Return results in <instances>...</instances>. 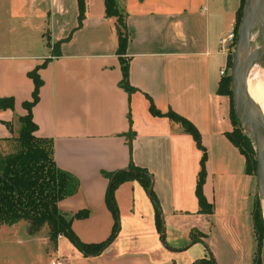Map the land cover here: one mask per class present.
Here are the masks:
<instances>
[{"label":"crops","instance_id":"obj_1","mask_svg":"<svg viewBox=\"0 0 264 264\" xmlns=\"http://www.w3.org/2000/svg\"><path fill=\"white\" fill-rule=\"evenodd\" d=\"M117 2L129 31L122 57L105 0H86L81 27L78 0H9L10 18L40 41L35 50L0 45V97L15 98V109H0V152L18 136L23 103L33 98L28 72L45 64L33 107L36 135L53 139L57 165L79 179L78 192L58 205L68 213L89 211L72 221L81 241L100 243L114 230L110 174L133 164L151 177L149 188L140 179L115 188L120 229L100 254L85 255L60 234L54 257L70 264H193L213 257L216 264H253L257 177L227 135L235 128L233 100L219 92L229 62L220 38L235 30L242 0ZM123 61L131 94L120 83ZM151 103L199 130L207 152L203 191L212 213L201 212L196 193L203 151L180 123L154 115Z\"/></svg>","mask_w":264,"mask_h":264},{"label":"trees","instance_id":"obj_2","mask_svg":"<svg viewBox=\"0 0 264 264\" xmlns=\"http://www.w3.org/2000/svg\"><path fill=\"white\" fill-rule=\"evenodd\" d=\"M79 2V25H83L86 16V0ZM245 0L238 11V18L235 27L237 32L240 17L244 8ZM106 16L116 18V31L118 36L117 53L122 57L126 54L129 41V31L127 27V12L119 6L117 0H105ZM238 33V32H237ZM231 54V53H230ZM229 54L228 67H231V57ZM124 60V58H122ZM45 65V64H43ZM41 65V66H43ZM41 66L28 72L29 77L34 81L35 88L32 100L24 101L23 106L27 113L18 118L20 129L17 137L12 141L16 142L15 149L11 152H0V225H14L22 220L30 221V230L35 232L45 223L52 226L53 238L57 241L60 234L69 237L72 242L85 254H100L117 236L120 229L119 213L114 198L115 188L123 181L140 179L149 188L151 177L145 169L135 167L133 164L128 169H123L110 174L111 184L107 195V202L115 215V226L110 237L100 243H85L72 230V221L75 218H83L89 215V211H79L76 213L64 212L59 208V201L78 192L80 182L70 172L60 168L55 160L54 141L50 138L39 137L36 135L38 124L33 118V107L40 98V88L43 79L39 73ZM123 77L121 86L131 94L135 88L129 81V64L123 61ZM221 94L230 95L233 100L231 88V76L226 74L222 77L219 87ZM15 109V98L13 96L0 97V109ZM150 110L157 116H168L175 122L182 125L183 129L195 138L198 147L203 151L201 160V170L198 175L196 193L198 196L201 212L212 213L213 206L208 203L203 187L206 179V159L207 152L201 141V135L195 125L187 118L183 117L174 110L166 113L161 112L151 103ZM235 128L227 135L231 141L237 145L247 157V172L255 174L257 160L250 140L245 136L239 124V119L234 112ZM11 126L10 123H7ZM134 133L129 137V145L132 146ZM241 139H243L241 141ZM245 143V144H244ZM246 145V146H245ZM153 199L155 196L151 192ZM259 203V202H258ZM157 225L163 231V219L161 211L157 210ZM264 226V217L257 205L255 211V233L257 240L256 257L253 264H263L261 251L263 239L261 228ZM193 264H215L213 258H204L195 261Z\"/></svg>","mask_w":264,"mask_h":264},{"label":"rangeland","instance_id":"obj_3","mask_svg":"<svg viewBox=\"0 0 264 264\" xmlns=\"http://www.w3.org/2000/svg\"><path fill=\"white\" fill-rule=\"evenodd\" d=\"M245 8L246 4L244 3V8L240 17V23L242 21V15ZM39 39V35L31 31L30 27L25 28L22 22L18 20H12L10 18L9 0H0V45L6 49H17L19 46H24L26 49L33 48L35 50V47L37 46L36 44H38L36 42L40 41ZM230 57L232 64L234 50L231 52ZM234 112L236 114L235 107ZM244 123L245 124H241L239 121L240 129L242 133L250 140L256 158L254 137L253 135L247 133L245 130L246 126L250 124L247 123V121H245ZM242 140L243 139H241V141ZM15 146L16 142L12 141L7 150H3L4 153L13 151L15 149ZM254 175L256 177V170ZM258 196V204L260 205L263 214V193L259 191ZM52 234V226L49 223H45L40 229L36 230L35 232H31L30 221L28 220H22L11 226L0 225V264H50L51 260L55 256V250L57 248V241H55ZM260 234L263 239L261 259L262 263L264 264V226L261 228ZM256 248L257 242L254 247V257H256Z\"/></svg>","mask_w":264,"mask_h":264},{"label":"water","instance_id":"obj_4","mask_svg":"<svg viewBox=\"0 0 264 264\" xmlns=\"http://www.w3.org/2000/svg\"><path fill=\"white\" fill-rule=\"evenodd\" d=\"M246 8L238 29V37L234 49V57L230 67L232 78L233 101L236 116L241 124L247 121L252 127L256 148V177L258 192L264 197V120L256 116L251 110L249 96L246 91V76L249 63L257 50H264V42L255 49L250 46V29L264 10V0H245ZM151 192V191H150ZM163 239L165 227L163 226Z\"/></svg>","mask_w":264,"mask_h":264},{"label":"bare ground","instance_id":"obj_5","mask_svg":"<svg viewBox=\"0 0 264 264\" xmlns=\"http://www.w3.org/2000/svg\"><path fill=\"white\" fill-rule=\"evenodd\" d=\"M264 42V10L250 29V46L258 48ZM246 91L253 113L264 120V50H257L248 66L246 76ZM246 132L253 135L251 125L246 126ZM264 215V205H263Z\"/></svg>","mask_w":264,"mask_h":264},{"label":"built area","instance_id":"obj_6","mask_svg":"<svg viewBox=\"0 0 264 264\" xmlns=\"http://www.w3.org/2000/svg\"><path fill=\"white\" fill-rule=\"evenodd\" d=\"M238 33L232 30L228 34L220 38L221 49L223 52L230 54L234 49L237 41ZM230 73V67L226 66L221 69V75ZM50 264H70L64 257H54Z\"/></svg>","mask_w":264,"mask_h":264}]
</instances>
